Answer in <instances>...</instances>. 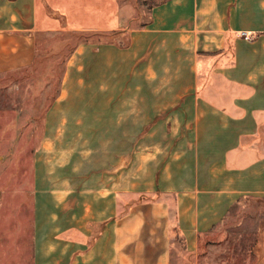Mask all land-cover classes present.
Wrapping results in <instances>:
<instances>
[{
  "label": "crops",
  "instance_id": "crops-1",
  "mask_svg": "<svg viewBox=\"0 0 264 264\" xmlns=\"http://www.w3.org/2000/svg\"><path fill=\"white\" fill-rule=\"evenodd\" d=\"M63 34L29 233L9 245L0 216V264L7 247L14 264H198L264 201V0H0V75Z\"/></svg>",
  "mask_w": 264,
  "mask_h": 264
},
{
  "label": "rangeland",
  "instance_id": "rangeland-1",
  "mask_svg": "<svg viewBox=\"0 0 264 264\" xmlns=\"http://www.w3.org/2000/svg\"><path fill=\"white\" fill-rule=\"evenodd\" d=\"M76 40L65 34L41 40L36 70L0 75V216L9 245L23 227V234L29 233L34 159L46 140L43 118L60 94L64 63ZM215 244L198 264H264V201L244 203L220 226ZM29 253L26 248L24 259ZM6 254L9 262L19 261L20 252L12 247Z\"/></svg>",
  "mask_w": 264,
  "mask_h": 264
},
{
  "label": "built area",
  "instance_id": "built-area-1",
  "mask_svg": "<svg viewBox=\"0 0 264 264\" xmlns=\"http://www.w3.org/2000/svg\"><path fill=\"white\" fill-rule=\"evenodd\" d=\"M241 36H242L245 40H251V37H250L249 35L241 34Z\"/></svg>",
  "mask_w": 264,
  "mask_h": 264
},
{
  "label": "trees",
  "instance_id": "trees-1",
  "mask_svg": "<svg viewBox=\"0 0 264 264\" xmlns=\"http://www.w3.org/2000/svg\"><path fill=\"white\" fill-rule=\"evenodd\" d=\"M38 45H39V42H38ZM37 52H38V46H37ZM37 57H38V55H37Z\"/></svg>",
  "mask_w": 264,
  "mask_h": 264
}]
</instances>
